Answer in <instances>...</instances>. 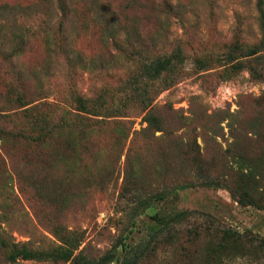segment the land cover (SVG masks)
<instances>
[{"label": "rangeland", "instance_id": "obj_1", "mask_svg": "<svg viewBox=\"0 0 264 264\" xmlns=\"http://www.w3.org/2000/svg\"><path fill=\"white\" fill-rule=\"evenodd\" d=\"M68 1L72 2V10L65 19L55 4H51L53 10H48L46 0H0V6L21 8L4 15L2 10V25L10 28L15 21L31 36L35 34L17 64L24 76L20 84L27 100L45 98L47 103L59 101L67 108L76 95L96 97L106 92L108 96H119L112 102L115 106L129 105L124 85L127 88V81L138 72L139 48L127 47L128 41L124 45L123 35L118 39L123 51L111 41L105 44L106 27L127 30L133 41L142 39L146 44L156 38V54L180 47L184 63L159 83L162 91L155 105L165 119V132H145L144 112L134 108L130 118L125 119L131 122L127 136L120 138L116 129L122 119L110 114L106 124L92 127L94 133L88 140L78 141L77 154L61 142H53L51 148L67 159L70 167L52 162L50 151L20 137L0 141V182L2 186L7 184L12 193L14 213L10 214L9 232L15 241L48 248L57 243L51 232V223H55L83 233V246L92 258L109 252L122 256V243L135 246L145 255L158 241L155 252L142 264H214L212 259L207 260L208 249L220 241L225 229H232L243 235L247 253L226 256L225 262L264 264L260 247L264 210L242 206L229 190L217 187L177 189L166 192V200L153 198L179 183L195 179L196 185H201L206 181L201 174L197 176L195 143L201 147L203 157L204 170L200 173L215 177L220 174L224 151L234 138L228 129L224 137L215 136L218 118L213 115L217 111L240 112L239 128L243 129L258 106H264V81L251 76L254 66L250 58H242L244 47L262 39L260 0H169L173 14L161 19L156 15L159 0ZM59 19L66 23L65 38L72 57L80 56L88 65L84 70H72L64 58H56L51 66L57 70L56 75L49 72L46 76L42 69L49 64L44 22L54 33ZM236 47L234 55L239 60L234 63L242 61L246 68L226 74L234 65L231 62ZM90 62L98 68L92 69ZM7 71L10 65L0 56V109L9 107L5 106L6 85L15 81V77L6 75ZM190 116L194 121L182 120ZM14 123L18 130L24 119L17 118ZM234 145L232 155L264 154V141L251 137L246 130H241ZM36 187L46 198L39 197ZM3 189L0 187V203L6 199ZM63 199L68 200L65 206L60 202ZM146 201L151 202L147 209ZM182 212L187 214L175 218ZM155 226L160 231L153 239L150 233ZM0 264L49 263H9L0 253Z\"/></svg>", "mask_w": 264, "mask_h": 264}, {"label": "trees", "instance_id": "obj_2", "mask_svg": "<svg viewBox=\"0 0 264 264\" xmlns=\"http://www.w3.org/2000/svg\"><path fill=\"white\" fill-rule=\"evenodd\" d=\"M51 4L57 6L65 19L70 16L72 2L70 3L68 0H46L45 6L48 7V10H53L54 5ZM92 4H94L93 1ZM260 4L262 9V39L258 44L244 47L242 49V58H250L251 67L254 66V68L250 69L251 76L254 79L264 81V55H262L264 52V0H260ZM156 7V15L159 19L163 15L169 16L173 14L169 0H159V5ZM19 9L21 8L0 6V12L3 10L2 15L4 13L12 14L13 11H18ZM48 15L46 14V16ZM1 19L2 16H0ZM65 24L62 19H59L58 29L53 33L50 24L44 22V46L49 64L42 66V69L46 72V76H50L49 72H53L54 76L56 75L57 70L51 69L56 58H64L66 65L72 70L76 68L84 70L88 65L84 58L80 56L72 57L73 52L69 49L65 38ZM105 30V44L111 41L119 46L118 49L123 51V47L119 45L118 41L119 36L123 35L126 38L123 40L124 45L128 41L127 47L139 48L136 55L139 66L138 72H136V75H132L131 78L129 77L127 88L124 85L123 91L130 104L115 106L112 102L115 103L119 96L115 94L108 96L106 92H103L96 97L76 95L73 97L71 105L66 108L59 101L47 103L43 100L45 98L37 101L26 99L20 84L23 82L24 76L21 74L22 70L19 69L17 64L19 59L26 53L30 40L35 34L31 36V34H28L30 31L15 21L10 28L7 27V24L3 23L2 25L0 23V56L10 65V71H7L6 75L15 77V81L18 82L17 84H15V81L9 82L6 85V98L8 97V99L5 106L9 107L0 109L1 142L6 143L12 137H20L29 144L47 150V152L50 151L52 162L58 161L70 167L71 164H68V160L60 158L59 156L61 155H56L54 149L51 148L53 142H61L68 148L69 152L77 154L78 141L88 140L94 133L92 127L106 124L110 114H115L114 117H119L123 120H119L118 128L116 129L120 138L127 136V131L129 130L127 126L131 122L125 119L130 118V111L134 108L144 112L143 121L147 124L145 132L162 133L167 130L165 119L158 111L155 101L162 91L159 86L160 81H163L165 77L184 63L183 50L177 47L170 53H168L169 50H163L161 51L162 53L156 54L157 39L154 37L152 38V45V43L146 44L145 40L142 39L133 41L129 37L127 30L123 31L114 26L106 27ZM152 48H154L153 52H151ZM236 48L237 50L233 52L231 63L239 60L236 58L237 55H234L236 54L235 52H238V47ZM91 67L92 69L94 67L98 68V65L93 62ZM245 68V63L242 61L236 62L232 66L231 71H227L226 74H229V72L237 74ZM102 69H105V67H102ZM35 76L39 78V73L36 72ZM107 98L110 100H107ZM213 116L218 118L214 130L215 136L224 137V131L228 129L234 138L231 147L224 151L225 160L222 163L220 174L215 177L214 175L200 173L202 169L204 170L202 165L203 157L200 154L201 147L195 143V148L198 150L195 166L197 168V176L201 174L206 178V181L202 183L203 185H196L197 181L195 182L194 179L191 182L179 183L174 188L163 189L153 198L157 201L166 200L169 197V195L166 196V192H175L177 189L198 186L217 187L229 190L233 198L242 206H253L259 210H264V154L262 157L248 156L243 153L232 155V147L235 146L236 137L241 133V130H246L251 137L264 141V106H258L256 114L244 122L243 129L239 128L241 113L238 111L231 112L224 109L217 111ZM17 118L24 119L23 126L18 130L15 128L16 123H14ZM182 120L184 122H187V120L192 122L194 118L190 116ZM224 124L225 126H223ZM131 173L135 177V169H132ZM214 177L216 179H213ZM0 187L4 188L5 193L2 194L6 195L5 202L0 203V253L9 263H17L18 260H24L49 264H142L144 259H147L150 254L155 252L158 241L151 251L145 255L144 252L134 248L135 246L131 247L122 243V256L109 252L99 258H92L87 255L86 247L83 246L85 241L83 233L78 230L72 231L55 223H51V232L57 243L54 242V245L48 248H36L30 241L24 243L16 242L9 232L10 214L14 213L10 204V201L13 203L12 193L9 191L7 184L2 186L0 182ZM36 190L40 198H46L43 197L40 188L36 187ZM48 198L50 199V197ZM60 202L65 206L68 200L63 199ZM146 202L145 208L147 209L151 202ZM186 214V212L177 213L175 218H181ZM159 231L160 229L156 226L152 227L151 238L154 239V235ZM242 237L243 235L232 229H225L220 241L216 242L211 249H208L207 260L212 259L214 264H227L225 262L226 256L237 257L240 254L244 256L247 252L244 249L246 246L242 241ZM260 247L264 250V239H262Z\"/></svg>", "mask_w": 264, "mask_h": 264}]
</instances>
